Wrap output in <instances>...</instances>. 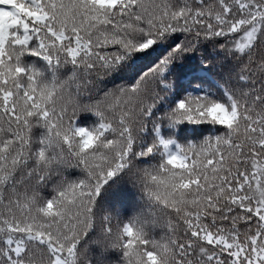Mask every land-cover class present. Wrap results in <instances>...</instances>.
<instances>
[{"label":"snow or ice","instance_id":"obj_1","mask_svg":"<svg viewBox=\"0 0 264 264\" xmlns=\"http://www.w3.org/2000/svg\"><path fill=\"white\" fill-rule=\"evenodd\" d=\"M0 264H264V0H0Z\"/></svg>","mask_w":264,"mask_h":264}]
</instances>
